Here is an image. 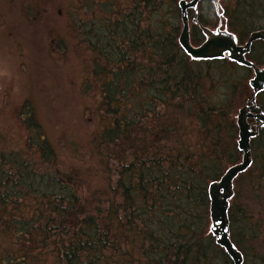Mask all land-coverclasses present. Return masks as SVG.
Segmentation results:
<instances>
[{"label":"trees","instance_id":"obj_1","mask_svg":"<svg viewBox=\"0 0 264 264\" xmlns=\"http://www.w3.org/2000/svg\"><path fill=\"white\" fill-rule=\"evenodd\" d=\"M78 1L70 43L84 60L79 92L98 91L84 109L97 122L86 168L98 184L82 190L78 170L61 172L58 153L73 140L63 135L54 146L29 99L14 107L23 140L0 134V241H9L0 264H233L210 233L208 187L241 161L236 115L252 91L238 74L249 69L184 53L181 0ZM32 10L23 9L29 18ZM198 24L244 44L264 30V0L201 1L194 46L204 40ZM246 59L264 63L263 41ZM250 152L233 181L229 239L242 264H264V127Z\"/></svg>","mask_w":264,"mask_h":264},{"label":"rangeland","instance_id":"obj_2","mask_svg":"<svg viewBox=\"0 0 264 264\" xmlns=\"http://www.w3.org/2000/svg\"><path fill=\"white\" fill-rule=\"evenodd\" d=\"M71 3L79 1L0 0V134L9 144L23 140L13 110L29 99L54 146L63 135L74 142L58 153L60 171L78 170L82 190H91L98 180L94 167H86L94 165L89 156L90 133L97 122L94 113L85 114L84 109L93 104L98 91L86 97L78 90L84 60L82 52L70 43ZM30 5L33 10L29 18L23 9ZM54 35L59 45L54 46ZM248 71L238 75L253 77ZM0 242L4 247L9 244L7 240Z\"/></svg>","mask_w":264,"mask_h":264},{"label":"water","instance_id":"obj_3","mask_svg":"<svg viewBox=\"0 0 264 264\" xmlns=\"http://www.w3.org/2000/svg\"><path fill=\"white\" fill-rule=\"evenodd\" d=\"M202 0H181L179 9L181 14V31L178 43L184 53L192 60H212L227 57L238 65L252 69L254 76L249 81L253 91L250 100L251 106H245L238 111L236 125L238 128L237 148L242 153L241 161L229 167L222 177L210 183L208 187L209 196V218L211 222L210 233L215 237L216 244L222 247L233 261V264H242L243 258L229 239L228 208L229 200L233 197V181L241 173L245 172L251 165L250 139L257 135L258 128L264 127V112L253 114L250 111L255 106L258 93L264 91V67H256L245 59L251 44L257 40L264 42V30L252 32L244 45H237L234 35L219 28L214 31L201 27L204 41L199 46H192L189 40V23L187 11H196L197 4ZM248 109V111H247ZM247 119H253L258 126L252 130Z\"/></svg>","mask_w":264,"mask_h":264},{"label":"flooded vegetation","instance_id":"obj_4","mask_svg":"<svg viewBox=\"0 0 264 264\" xmlns=\"http://www.w3.org/2000/svg\"><path fill=\"white\" fill-rule=\"evenodd\" d=\"M193 13H194V17L192 18V20H191L190 22L196 24V15H197V12H193ZM249 53H251V48H250ZM249 53L246 55V57L249 55ZM258 56H259V55H258ZM261 67H262V65H261ZM253 111L256 112V109H253Z\"/></svg>","mask_w":264,"mask_h":264}]
</instances>
